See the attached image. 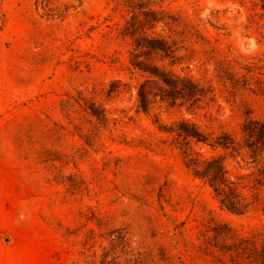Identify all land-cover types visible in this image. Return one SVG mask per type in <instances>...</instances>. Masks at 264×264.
Masks as SVG:
<instances>
[{
    "label": "rangeland",
    "instance_id": "374dc122",
    "mask_svg": "<svg viewBox=\"0 0 264 264\" xmlns=\"http://www.w3.org/2000/svg\"><path fill=\"white\" fill-rule=\"evenodd\" d=\"M263 7L0 0V264H257L249 255L264 245V158L242 148V127L264 119ZM142 35L176 52L141 60L206 96L162 100L161 84L132 65ZM181 121L235 138L227 150L193 146L223 158L246 213L222 206L187 167L184 139L169 132Z\"/></svg>",
    "mask_w": 264,
    "mask_h": 264
},
{
    "label": "trees",
    "instance_id": "16d2710c",
    "mask_svg": "<svg viewBox=\"0 0 264 264\" xmlns=\"http://www.w3.org/2000/svg\"><path fill=\"white\" fill-rule=\"evenodd\" d=\"M135 42L134 51L137 59L132 62V65L134 69L142 71L161 84L162 100H166L174 106L179 104L178 101L180 100L195 103L206 96L207 90L189 77L181 76L173 70L149 64L140 59L143 54L150 55L153 52L163 53L166 57L173 58L176 51L165 38L142 35L137 37ZM147 85V83L142 84L138 91L140 107L145 111L149 109L152 96V92L146 87ZM154 96L157 95L154 94ZM92 112L94 116L101 118L98 109H93ZM169 132L184 139L187 146L184 153L189 157L186 161L187 167L196 178L203 180L210 186L221 205L233 213H246L250 203L240 193L236 183L229 178L223 158L221 156L202 158L198 152L194 151L193 146L194 143H202L227 150L235 147V138L225 132L211 136L196 123L189 121H181L175 124ZM242 133L244 136L242 148H247L256 161L264 158V119L248 116L243 124ZM259 172L264 177V165ZM245 248L249 247L246 246ZM249 258L257 264H264V245L250 248Z\"/></svg>",
    "mask_w": 264,
    "mask_h": 264
}]
</instances>
